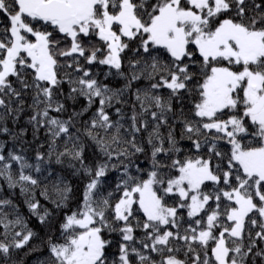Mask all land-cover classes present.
<instances>
[{"label": "snow or ice", "instance_id": "6c2138e0", "mask_svg": "<svg viewBox=\"0 0 264 264\" xmlns=\"http://www.w3.org/2000/svg\"><path fill=\"white\" fill-rule=\"evenodd\" d=\"M246 2L0 0V14L8 21L0 28V125L24 111L25 96L31 93L28 123L34 137L41 128L48 137L47 152L37 150L34 162L13 149L5 155L0 143V177L9 188L20 187L24 203L41 223L52 212L36 199L37 189L56 209L72 193L60 175L51 185L55 198L47 183L40 187L54 174L48 167L53 157L56 164L67 158L74 173L89 178L80 205L61 224L62 242L49 237V256L41 264H257L258 259L264 264V247H258L264 243V0H253L252 8ZM249 11L254 14L248 16ZM93 35L106 45L103 58L98 53L105 49H89L82 42ZM136 40L125 72L123 54ZM68 41L70 47H60ZM59 58L71 62L62 64ZM80 58L89 65H107L105 76L120 77L124 84L109 87ZM197 65L199 78L191 71ZM65 68L74 73H61ZM141 80L148 85L132 91ZM65 82V100L83 97L87 103L62 119L51 113L67 111L56 96ZM130 91L135 98L131 115L116 107L113 120L108 110L126 103L123 97ZM185 93L196 94L187 113L182 107ZM96 101L99 105L82 130L103 157L93 168L84 160L81 129H72ZM174 101L181 104L179 112ZM225 114L227 119H222ZM174 124L182 125L181 139L191 140L197 153L207 148V158H172L181 152ZM162 128H167L166 135ZM142 132L151 147L147 169L132 160L145 151L137 140ZM0 133L18 138L6 125ZM60 140L63 151H58ZM220 141L231 146L230 152L219 150ZM161 155L171 162L161 161ZM214 160L219 163L214 165ZM14 164L19 166L15 175ZM110 171L120 175L105 193ZM209 182L214 187L205 191ZM170 198L172 205L167 203ZM5 206L15 219H8ZM0 225V256L5 260L34 236L11 199H0ZM16 227L20 230L14 231ZM137 230L143 233L139 238ZM105 233L120 236L118 256H109L113 241ZM181 251L183 259L177 255Z\"/></svg>", "mask_w": 264, "mask_h": 264}, {"label": "trees", "instance_id": "16d2710c", "mask_svg": "<svg viewBox=\"0 0 264 264\" xmlns=\"http://www.w3.org/2000/svg\"><path fill=\"white\" fill-rule=\"evenodd\" d=\"M256 3H259L260 0H255ZM247 8L253 7V0H247L246 2ZM234 13L230 12L228 13L229 16L233 15ZM254 12L249 11L248 16H252ZM224 17L222 16L221 19ZM8 21L5 19L3 14H0V28L5 27L7 25ZM91 39L87 38H81L82 40L87 39L89 43V49L92 47H98L101 49H105V51L98 53V59L103 58V55L106 54V45L103 44L102 41L98 39L95 35L91 36ZM70 44V41L67 42ZM66 43V44H67ZM139 44V40L129 42V49L125 51L123 54L124 59V71L127 72V62L129 57L133 56L132 50L137 47ZM193 50V49H190ZM60 62L63 63H70L71 61H65L64 58H59ZM167 59V57H165ZM197 59L199 57L197 56ZM80 64L85 67L87 70H89L95 78L98 80L106 83L109 85V87L112 88H119L124 84V80L120 77L116 76H105V72L109 71L107 65H100L99 63H93L91 65L86 63L85 58H80ZM234 70H239L237 67ZM69 72L74 73L73 68H65L61 70V73L63 72ZM113 72L115 70H112ZM191 71L197 73V78H199V66H195L191 69ZM82 75V73H81ZM13 81L15 78H12ZM196 83V80L192 81V84L190 87H193ZM148 85V82L145 80H141L139 82H135L133 84L134 91L137 87H146ZM14 86H16L14 84ZM69 91V85L65 82L61 85V89L57 90V99L62 100L67 108V111L62 114H57L55 112L51 113V115H60L62 119H67L68 116L73 111H80L85 105L86 100L83 97H78L76 101H70L65 100L64 97L68 94ZM165 95L167 94V90H161ZM61 92L63 95H61ZM196 94L193 93L192 96H189L187 93H185V100L183 102V109L185 113H187L190 108L191 104L195 102ZM123 99L126 101L123 105L117 103L115 106L111 109H109V113L111 115V118L113 120L117 119V116L115 114V108L116 107H122L124 113L127 116L131 115L133 104L135 103V98L132 95V92L125 93ZM31 103V93H28L25 96V108L24 111L20 113V115L13 120L12 117H9L6 121L3 122V125H6L11 133L18 134V138L13 140L12 136L10 134L0 133V143L4 144V148L2 151L5 155H7V151L10 149H13L17 152H19L22 155H25L29 162H34L33 157L35 156V153L37 150L42 152H47V142L48 137L45 134V130L41 128L38 133H36L35 137L33 134V128L32 125L28 123V118L32 115V110L27 107L28 104ZM99 102L96 101V103L93 105V107L84 114L83 117L78 119L75 122V128L72 129L73 132L76 131L77 128L81 129V140L84 144V160L86 164L91 165L93 168L95 167V163L97 160L103 159L102 154L99 153L97 150L95 144L89 140L86 136L83 135V121L89 120L92 114L96 111V108L98 107ZM15 106V105H13ZM174 108L179 112L181 108V104L179 102L174 101ZM136 110L139 111V105L136 104ZM242 111V109H241ZM222 119H227V114H225ZM127 124L128 121H125ZM170 124L173 123L172 120L169 121ZM0 125V126H3ZM175 128L174 135L177 139V145L176 147L181 149V152L178 154H173L172 158H179L184 159L188 156H196L197 154L204 156L207 158V148L205 147L200 153H197L196 149L193 148L191 140H188L187 138L181 139V127L180 124H174ZM23 131V135L20 136L21 130ZM151 130V127L149 128ZM252 129L250 128L249 131ZM161 131L166 135L167 134V128H162ZM146 132H142L138 135L137 140L138 143H141L145 149L144 153H137L134 157H132V160L134 161V164H139L141 168L147 169L149 168V161L151 156V147L146 142ZM195 138V137H194ZM243 143H247L248 139L245 138ZM59 148L58 151H63L64 142L63 140H60L59 142ZM43 145V147H41ZM71 147V144L68 145ZM165 147H168L167 143H165ZM219 150L223 152H230L231 146L226 143V141H220L219 142ZM23 150V151H21ZM159 159L165 163H170V160H165V157L161 155ZM116 161L113 160V163ZM127 162V161H125ZM68 159L64 158V162L62 164H56L55 163V157L52 158L51 163L48 165L50 169L53 170L54 174L49 177L48 180L41 183V188L44 187V184L47 183L49 186V194L52 198H55V193L52 191V182L56 180V176L60 175L63 177L64 181L68 183L72 188V193L70 199L67 201L66 205L61 209H56L55 205L52 204L49 200H45L42 196H40V189H37L35 192V197L37 200L40 201L41 205H43L45 208H48L52 215L48 219L46 223H41L38 216L33 215L27 205L24 203L25 196L21 194L20 187L17 186L15 188H9L8 183L5 180L4 177H0V199H11L13 203L17 206V211L20 213V215L27 221V226L30 228L34 236L30 240V242L23 247L22 249H12L10 256L7 260L3 259L2 256H0V264H41V261H45V258L49 256L48 251V244L47 241L49 237L52 238L53 241H59L62 242L61 237V224L64 222V218L66 214H71L72 211L76 210L78 206L80 205V202L82 200V193L84 190V185L88 182V177L84 176L82 173H74V170L68 167ZM219 163L218 160H214L213 164ZM18 165H13V173L16 174L18 170ZM76 167H79V164L76 165ZM226 170L222 168V171ZM133 171L135 169L133 168ZM35 175V173H33ZM47 175V174H46ZM120 175L117 171H110L107 174L106 179L104 180V188L103 191L107 193V191H111L112 188L115 186L117 182V177ZM223 186V185H221ZM214 186L209 182L207 187L205 188V191H208L212 189ZM167 203L169 205L173 204V199H168ZM227 203V201L222 202L221 208L224 207V204ZM212 207H215V204H211ZM4 211L9 213L8 219H15V215L12 212V209L8 206L4 207ZM41 212H43V208L41 209ZM182 215L184 217V227H187L186 221L188 220L186 212H182ZM206 218V217H205ZM142 219V216H141ZM20 228L16 227L14 231H19ZM173 231H175L173 229ZM255 231H259V228L255 229ZM4 232V228L2 225H0V233ZM143 233L140 230H137L135 232V235L139 238ZM254 235V232H253ZM106 239H111L113 241L111 247L107 249V252L110 257L118 256L119 254V243H120V236L116 233L108 234L105 233ZM0 239H3V236L0 235ZM247 243V241H245ZM179 243H182L179 242ZM139 247V245H137ZM258 247H264V243L259 244ZM32 249H35L34 251ZM155 255V254H153ZM180 259L184 258L183 251L177 254ZM189 264L191 262L189 261ZM249 264L251 262L249 261ZM257 264H260L259 259L257 260Z\"/></svg>", "mask_w": 264, "mask_h": 264}, {"label": "rangeland", "instance_id": "374dc122", "mask_svg": "<svg viewBox=\"0 0 264 264\" xmlns=\"http://www.w3.org/2000/svg\"><path fill=\"white\" fill-rule=\"evenodd\" d=\"M87 39H91L92 40V38L91 37H89V38H87ZM87 39H84V40H82V42H83V44L85 45V47H89V41L87 40ZM60 47L61 48H66V47H70V44H66V43H62L61 45H60Z\"/></svg>", "mask_w": 264, "mask_h": 264}]
</instances>
